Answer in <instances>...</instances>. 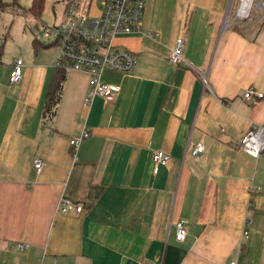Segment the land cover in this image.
<instances>
[{
	"label": "crops",
	"instance_id": "obj_1",
	"mask_svg": "<svg viewBox=\"0 0 264 264\" xmlns=\"http://www.w3.org/2000/svg\"><path fill=\"white\" fill-rule=\"evenodd\" d=\"M57 1L46 0L44 24L56 23ZM234 1L147 0L144 32L117 38L137 54L134 70L102 77L119 86L115 100L97 96L88 109L90 76L70 70L53 117L44 105L57 50L38 29L5 60L4 38L0 264H264V152L239 147L252 124L264 126V0L244 21L228 19ZM179 37L185 61L174 65ZM17 57L23 77L11 85ZM251 86L263 97L247 99ZM85 127L75 158L70 140ZM157 150L172 161L155 172Z\"/></svg>",
	"mask_w": 264,
	"mask_h": 264
},
{
	"label": "built area",
	"instance_id": "obj_2",
	"mask_svg": "<svg viewBox=\"0 0 264 264\" xmlns=\"http://www.w3.org/2000/svg\"><path fill=\"white\" fill-rule=\"evenodd\" d=\"M147 0H66L62 10V20L58 24L39 25V37H51L54 39L46 41L48 44L57 45V54L54 67L65 71L85 72L90 76L89 90L85 97V106L90 109L93 99L102 97L106 102L115 100L120 88L117 85L106 83L102 77L106 71H115L130 74L138 61L137 54L120 45L117 38L134 32H144L143 17ZM255 0H239L237 8L231 17L232 8L228 11V19L247 20L251 17ZM157 38V32H146ZM185 41L179 37L175 45L170 48L169 59L174 65L185 61ZM24 60L17 57L12 63L9 81L14 85L23 77ZM207 84V81L205 80ZM253 96L263 97V93L251 86L247 89L245 97L251 99ZM90 132L85 127L78 137L70 140V144L76 158V149L80 142L89 137ZM240 149L253 157H259L264 152V126L252 124L242 135ZM205 151L202 143L196 145L192 150L193 156H198ZM155 172L161 166L169 165L172 161L170 154L163 150H157L152 155ZM33 166L37 173H41L45 166L44 159L36 155ZM69 205L62 202L60 210L67 212ZM76 210L80 212L81 206ZM188 235L185 220L176 223V239L184 242ZM248 235V231H244ZM20 249L27 246L18 245ZM141 264H161L153 261ZM225 264H237L236 259H231Z\"/></svg>",
	"mask_w": 264,
	"mask_h": 264
},
{
	"label": "rangeland",
	"instance_id": "obj_3",
	"mask_svg": "<svg viewBox=\"0 0 264 264\" xmlns=\"http://www.w3.org/2000/svg\"><path fill=\"white\" fill-rule=\"evenodd\" d=\"M6 2H11L12 0H4ZM22 3L27 2L28 0H21ZM239 0L234 1V10L231 11V15H234L235 9L238 5ZM258 0H255L257 4ZM54 13L56 15L55 22L56 24L60 23L62 20V10L64 6V1L60 0L54 4ZM52 8V7H51ZM255 7L253 8V12ZM229 16V14H228ZM42 19H37L30 13L21 14L16 13L15 11L5 10L0 13V46L4 43V38H7V43L4 44V53L2 57L10 59L11 57L17 56L19 47H22L27 41L26 34H31L36 32L39 29V24ZM44 24V23H43ZM33 31H32V30ZM54 34L51 37H44L46 41L53 40ZM44 41V40H43ZM51 49L57 50V45H53ZM57 53V52H56Z\"/></svg>",
	"mask_w": 264,
	"mask_h": 264
},
{
	"label": "trees",
	"instance_id": "obj_4",
	"mask_svg": "<svg viewBox=\"0 0 264 264\" xmlns=\"http://www.w3.org/2000/svg\"><path fill=\"white\" fill-rule=\"evenodd\" d=\"M62 1L65 2L66 0H62ZM45 4H46V0H32L31 5L28 8H26L21 4L20 0H12L11 2L0 0V13L5 10H11L21 14L30 13L35 18L40 19L44 12ZM2 47L3 45H1L0 53L2 52ZM66 72L67 71H65L64 69L56 68V73L52 80L50 89L46 95V100L44 105L46 116L53 117L56 113L60 101V97L62 94L64 82L66 80Z\"/></svg>",
	"mask_w": 264,
	"mask_h": 264
}]
</instances>
